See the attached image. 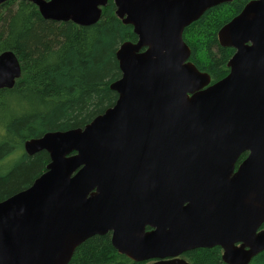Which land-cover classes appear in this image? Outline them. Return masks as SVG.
I'll return each instance as SVG.
<instances>
[{
	"label": "water",
	"instance_id": "water-1",
	"mask_svg": "<svg viewBox=\"0 0 264 264\" xmlns=\"http://www.w3.org/2000/svg\"><path fill=\"white\" fill-rule=\"evenodd\" d=\"M28 1L45 19L77 25L96 22L107 2ZM112 1L137 37L115 53L117 99L82 128L24 142L49 161L0 200V264H68L80 243L109 231L136 262L189 264L183 252L218 245L225 263L248 264L264 249V0L218 30L234 53L207 87L182 32L232 0ZM19 75L13 53H0V88Z\"/></svg>",
	"mask_w": 264,
	"mask_h": 264
},
{
	"label": "trees",
	"instance_id": "trees-1",
	"mask_svg": "<svg viewBox=\"0 0 264 264\" xmlns=\"http://www.w3.org/2000/svg\"><path fill=\"white\" fill-rule=\"evenodd\" d=\"M248 1L209 7L182 32L189 60L211 82L227 74V62L234 53L232 47L218 43L217 31ZM115 10L114 2L107 0L96 22L77 25L43 18L28 0L0 4V53L12 52L21 67L14 86L0 89V200L26 188L45 171L48 153L28 154L26 140L46 132L82 128L117 99L109 88L120 77L115 53L120 44L135 42L137 37L132 25L123 23ZM246 154L240 155L236 165ZM184 257L190 264H227L219 246L191 249ZM144 263L117 253L109 233L87 238L68 262ZM248 264H264V249Z\"/></svg>",
	"mask_w": 264,
	"mask_h": 264
},
{
	"label": "flooded vegetation",
	"instance_id": "flooded-vegetation-1",
	"mask_svg": "<svg viewBox=\"0 0 264 264\" xmlns=\"http://www.w3.org/2000/svg\"><path fill=\"white\" fill-rule=\"evenodd\" d=\"M33 4H34V3H33ZM34 5H35V4H34ZM35 6H36V5H35ZM36 7H37V6H36ZM102 7H103V6H102ZM102 7H101V8H102ZM37 9H38V7H37ZM38 11H39V9H38ZM39 13H40V12H39ZM41 16H42V15H41ZM42 17H43V16H42ZM48 20H52V19H48ZM54 21H55V20H54ZM67 21H71V20H67ZM67 21H57V22H67ZM71 22H72V21H71ZM73 23H74V22H73ZM74 24H75V23H74ZM217 32H218V31H217ZM217 40H218V39H217ZM218 43H219V42H218ZM229 59H230V58H229ZM19 66H20V64H19ZM227 67H228V65H227ZM228 72H229V67H228ZM228 72H227V74H228ZM205 73H206V72H205ZM227 74H226V75H227ZM20 75H21V67H20ZM20 75H19L18 77H15V78H14V83H13L12 86H14L16 79L19 78ZM226 75H225V76H226ZM225 76H224V77H225ZM209 78H210V76H209ZM222 78H223V77H222ZM222 78H220V79H222ZM220 79H219V80H220ZM217 81H218V80H216V81H214V82H211V79H210L209 82H208L204 87H207L208 85H211V84H213V83H215V82H217ZM12 86H11V87H12ZM11 87H1V88H11ZM1 88H0V89H1ZM113 104H114V103H113ZM73 153H74V152H72V154H73ZM243 153H244V152H243ZM245 153H247V152L245 151ZM246 155H247V154H246ZM48 156H49V155H48ZM239 157H240V156H239ZM245 157H246V156H245ZM245 157H244V158H245ZM244 158H243V159H244ZM243 159H242V160H243ZM242 160H241V161H242ZM241 161H240V162H241ZM240 162H239V163H240ZM236 163H237V162H236ZM238 165H239V164H238ZM238 165L235 164V169L237 168ZM263 223H264V222H263ZM262 225H263V224H262ZM261 228H264V227L261 226ZM151 229H152V228H151ZM151 229H149V230H151ZM146 230H147V227H146ZM149 230H148V231H149ZM107 233L110 234V242H111L112 232L109 231V232H107ZM107 233H105V234H107ZM215 246H218V245H215ZM212 247H214V246H212ZM219 247H220V246H219ZM113 248H114V247H113ZM205 248H209V247H205ZM114 249H115V248H114ZM220 249H221V259H222V252H223V250H222L221 247H220ZM115 250H116V249H115ZM116 251H117V250H116ZM186 252H188V251H186ZM186 252H183V253L180 255V258H183L184 260H186V261L189 263V261L184 257V254H185ZM117 253H118V252H117ZM119 254H120V253H119ZM122 255H124V254H122ZM125 256H126V255H125ZM126 257H127V256H126ZM128 258H129V257H128ZM250 260H251V259H250ZM222 261H223V260H222ZM141 262H145L144 264H147L148 262H150V260H149V261H141ZM249 262H250V261H249ZM189 264H190V263H189Z\"/></svg>",
	"mask_w": 264,
	"mask_h": 264
}]
</instances>
